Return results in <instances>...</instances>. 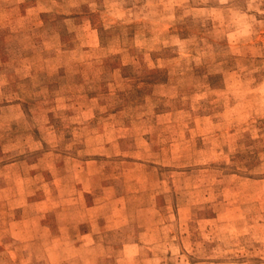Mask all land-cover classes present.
I'll list each match as a JSON object with an SVG mask.
<instances>
[{"label": "rangeland", "instance_id": "rangeland-1", "mask_svg": "<svg viewBox=\"0 0 264 264\" xmlns=\"http://www.w3.org/2000/svg\"><path fill=\"white\" fill-rule=\"evenodd\" d=\"M0 51V264H50L116 205L101 264H264V0H0ZM83 167L122 200L53 189Z\"/></svg>", "mask_w": 264, "mask_h": 264}, {"label": "crops", "instance_id": "crops-1", "mask_svg": "<svg viewBox=\"0 0 264 264\" xmlns=\"http://www.w3.org/2000/svg\"><path fill=\"white\" fill-rule=\"evenodd\" d=\"M18 1H22V0H18ZM41 11V10H40ZM3 60V55L2 52L0 51V64L2 63ZM6 109L8 111V116H10V119H15L17 117L22 116V102L21 101H12L7 103L6 105ZM11 111H14V113H11ZM11 121V120H10ZM116 147L120 146L119 143L114 142V144ZM112 144L109 146L111 147ZM118 153H120L119 151H115L114 155H117ZM45 154H50V152H47ZM107 155H112V154H107ZM88 162L93 163L94 160H88ZM18 164L17 163H12L9 165H5V166H12ZM73 170V169H72ZM81 171H85L88 173V180L85 178L86 177H82V178H78L77 180H75L74 183H72V185H70L69 182L65 183L64 178L59 177V171L57 170V168L55 169V171H52L51 176V183L56 185L55 187H53V189L55 191L57 190H63L65 188H67L68 190H73L76 194V196L80 199L79 203H81L82 201V206L84 205V207L88 210V211H98L99 209H101L102 207H105L107 204L110 203H118L122 200V193H118V182L116 180L117 175H114L113 180L108 181V182H101L100 184H96L94 182V178L91 175H95L97 173H101L102 170L99 169H94L91 170L90 168H86L83 167L81 169ZM78 177V174H77ZM64 181V182H63ZM70 185V186H69ZM67 186V187H66ZM23 190V189H22ZM93 193L94 197L91 195L92 200H90V202L86 203L87 200V196L89 193ZM97 196V197H95ZM50 197L46 196V197H41V199L37 200L35 202V206L38 207V205H41L42 208H40V210H37V212L35 213V219L38 218V225H37V220H36V225H35V235L32 236H28L29 232L26 231H22V240H36L39 239L41 236V234H39V231L42 229V222H43V215L42 214V210L44 207L45 208V212H48L49 209H52V207L54 206V204H50ZM84 201V204H83ZM53 205V206H52ZM109 207H111L110 205H108ZM116 209L118 208L120 211L123 210V206H121V208L116 205L115 207ZM52 211V210H50ZM115 212L114 215L112 216H107L105 217L104 212L102 211L101 213H103V217L100 216V212L95 213V214H91L90 216L85 215L84 218H81V220L79 221H90L91 224H93V228L92 229H88L87 231H85L82 235L81 238H70L67 241H62L60 248H59V252L57 253V256H55L54 252L48 253L47 255H44L42 258H44V261L50 264H61V263H67L68 264L70 262H72L71 258L72 256L74 257V255H76L75 257H77L78 259L82 260V264H101L102 261H104L105 259H108V262L110 263H115V261L120 262V258L118 255L120 254H107V258L105 257V259L102 258V254H94V248H90L88 245H91L92 243H96L97 238H98V232L100 233L101 231H104L103 229H106L105 226H107V223L110 222H120V225L122 223H125L127 221L126 219L121 218L122 217V211L121 212ZM125 222H123V220ZM22 222H27V219H22ZM100 223H102L103 225H101ZM119 226H112V228H117ZM97 233V234H96ZM90 240V242L88 241ZM72 245V248L80 251V255L79 253L75 254L74 252H72L70 254V252H68V245ZM71 251V250H70ZM81 257V258H80ZM41 258V259H42ZM103 259V260H102ZM118 259V260H117Z\"/></svg>", "mask_w": 264, "mask_h": 264}]
</instances>
